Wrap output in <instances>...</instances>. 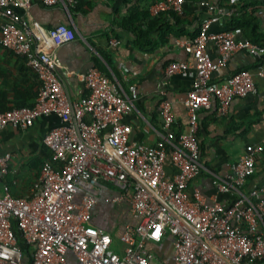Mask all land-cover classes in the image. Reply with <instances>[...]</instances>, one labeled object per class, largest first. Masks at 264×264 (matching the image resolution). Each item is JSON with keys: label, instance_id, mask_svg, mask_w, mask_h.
<instances>
[{"label": "built area", "instance_id": "obj_1", "mask_svg": "<svg viewBox=\"0 0 264 264\" xmlns=\"http://www.w3.org/2000/svg\"><path fill=\"white\" fill-rule=\"evenodd\" d=\"M81 1L0 0V45L23 58L42 84L32 108L0 112V132L10 126L30 129L47 116L61 121L44 141L51 160L44 164L31 195L15 198L7 188L0 196V264L24 263L15 230L30 248L32 264H264V186L245 192L263 146L250 147L247 155L231 164L228 176L213 180L217 195L227 196V201L209 202L200 190L189 193L203 169L200 112L217 104L219 115L225 116L235 99L256 92V78L264 79V47L243 39L241 29L211 33L214 24L235 11L202 0L215 14L203 20L196 40L178 42L195 64L174 62L166 70L169 76L193 68L196 72L184 102L188 126L176 132L174 107L163 93L160 140L148 146L132 139L126 118L136 107L121 81L97 67L74 72L62 63L59 51L77 39L75 30L67 25L44 29L17 13L18 8L29 11L34 4L71 13ZM246 1L229 0V6ZM186 2H158L150 15H181ZM209 44L218 50V62L209 56ZM112 45L118 47L119 41ZM241 52L259 61L257 71H241L221 85L213 83V75ZM72 81L83 86L85 96L70 98L67 87ZM13 157L0 158L3 176L9 174ZM169 159L177 171L172 179L166 173ZM104 185L116 191L110 203L130 206L132 223L118 240L92 224ZM150 246H162L161 254Z\"/></svg>", "mask_w": 264, "mask_h": 264}, {"label": "crops", "instance_id": "obj_2", "mask_svg": "<svg viewBox=\"0 0 264 264\" xmlns=\"http://www.w3.org/2000/svg\"><path fill=\"white\" fill-rule=\"evenodd\" d=\"M139 1L149 9L164 0H84V13L76 17L72 15V20L62 8L50 9L40 4H34L29 11L18 8L17 13L25 22L37 24L44 29L67 25L75 30L77 39L59 51L62 63L74 72L86 73L96 67L95 58L106 64L100 52L110 54L127 85L128 93L124 91L136 107V111L126 118V123L133 129L132 139L153 147L160 140L162 115L159 105L163 93H166V99L173 104L177 118L176 132H182L188 126L189 118L184 102L192 89L196 72L193 68L183 74L169 76L166 70L174 62L194 65L195 60L178 45L179 40L191 41L190 39L172 40L154 54H143L133 48L134 36L120 25L123 24L129 9ZM207 2L213 6L234 8L233 16L237 17L242 15V8L249 7L247 15L256 18L264 32V8L258 0H248L239 5L238 13L234 6H229V0ZM214 14L202 5V0H187L181 16L186 15V27L196 31L201 28L203 20ZM229 19L224 18L214 24L210 32L229 31ZM114 40L119 41L118 47L112 45ZM207 52L213 61H219L218 50L213 44L208 45ZM259 65V61L250 54L237 53L227 67L213 75L212 82L221 85L241 71L255 73ZM37 83V76L22 58L0 47V95L5 96L3 98L9 101V106H16V100L22 98L18 92H26L28 96L34 95ZM256 87V92L235 99L225 116L219 115L217 104L211 110L200 112L198 138L202 149L203 169L189 188L191 196L195 190H200L209 202L215 198L220 202L227 201V196L217 195L213 180L228 176L231 173V164L247 155L250 147H264V79L256 78ZM27 91L30 93L27 94ZM67 93L73 100L86 95L83 86L76 81H72L67 87ZM60 126L59 118L47 116L38 120L30 129H16L10 126L0 132V158L7 154L14 156L7 176H3L0 169V196H5L7 188L15 198H27L31 195V190L46 163L44 141ZM166 173L170 179L177 175L171 159L167 162ZM249 180L245 187L246 193L253 188L264 186V152L258 157L256 174ZM115 195H101L92 224L106 230L118 240L127 225L132 223V218L129 204L114 205L109 202ZM108 224L114 228L110 229ZM169 241L167 248L171 246ZM150 247L161 254L162 246Z\"/></svg>", "mask_w": 264, "mask_h": 264}, {"label": "trees", "instance_id": "obj_3", "mask_svg": "<svg viewBox=\"0 0 264 264\" xmlns=\"http://www.w3.org/2000/svg\"><path fill=\"white\" fill-rule=\"evenodd\" d=\"M83 1L84 0L81 1V4L77 9L72 10L73 16L76 17L77 15L84 13ZM258 2H260V6L264 8V0H258ZM127 4H130V2H127ZM238 6L239 5H234L236 12ZM248 8L249 7L242 8L241 11L240 9H238V11L242 13V15H239L238 17L237 16L230 17L229 19V24L231 28L230 31L241 29L243 33L242 35L243 39H247L260 47H264V32H262L261 30V24L256 18L247 15ZM186 19H187L186 15L181 16L176 13H168V14H162L158 17H152L150 15V8L147 9L139 1L138 3H136V5L132 6L129 9L127 15L123 19V24L120 26H122L123 29L130 32L134 36V41L132 43L134 49H136L137 51L143 54H154L157 51H159V49L162 46L168 45L172 40L190 39L191 41H194L199 37V35L201 34V28L200 29L198 28L196 31H191L189 28L186 27L187 26V21H185ZM0 28H1V22H0ZM0 47L2 46L0 45ZM100 54L105 59L106 64L101 62L98 58H95L94 59L95 66L104 75L110 77L111 79H114L115 77L117 80L121 81L124 90L128 93L127 85L123 81V76L121 72L118 70V68L115 66L110 54H106L105 52L102 51L100 52ZM23 62L25 63L24 59ZM35 86H36L35 88L36 92L34 93V95L29 94L28 96L26 95V92L25 93L18 92L19 97L21 95L22 98L20 99L18 98L19 100L18 99L16 100V106L13 107L8 105L9 103L8 100H4L3 97L5 96L3 94H2L3 96L0 95V112L5 113L15 108L17 109L26 108V107L32 108L35 105V102L39 96L42 87V84L39 81V79H38V83ZM28 93H30V91L29 92L27 91V94ZM25 100H28L29 103L26 102ZM18 102H22V103L20 104ZM44 156L46 163L51 160V152L47 147H44ZM115 192L116 191L110 185H104L103 194L114 195ZM15 231L18 237L20 248L25 255V260L23 264H32V256H31L32 252L30 248L27 247L20 232L18 230ZM112 236L115 239H117L114 235ZM170 245L172 246V243H170ZM167 249L169 250L168 253L170 255L171 254L173 255L172 247Z\"/></svg>", "mask_w": 264, "mask_h": 264}, {"label": "flooded vegetation", "instance_id": "obj_4", "mask_svg": "<svg viewBox=\"0 0 264 264\" xmlns=\"http://www.w3.org/2000/svg\"><path fill=\"white\" fill-rule=\"evenodd\" d=\"M111 224L114 225L113 223H111ZM112 225L108 224V227H109L110 229H113L114 227H112Z\"/></svg>", "mask_w": 264, "mask_h": 264}, {"label": "water", "instance_id": "obj_5", "mask_svg": "<svg viewBox=\"0 0 264 264\" xmlns=\"http://www.w3.org/2000/svg\"><path fill=\"white\" fill-rule=\"evenodd\" d=\"M69 14V17L71 18V20H72V13H68Z\"/></svg>", "mask_w": 264, "mask_h": 264}]
</instances>
